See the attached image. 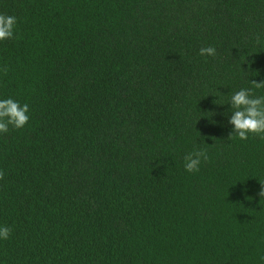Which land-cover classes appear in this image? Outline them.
Here are the masks:
<instances>
[{"label":"trees","instance_id":"1","mask_svg":"<svg viewBox=\"0 0 264 264\" xmlns=\"http://www.w3.org/2000/svg\"><path fill=\"white\" fill-rule=\"evenodd\" d=\"M0 14L17 18L0 99L30 109L0 133V264H264V139H228L230 96L264 81V0H0ZM197 149L209 159L188 172Z\"/></svg>","mask_w":264,"mask_h":264},{"label":"clouds","instance_id":"2","mask_svg":"<svg viewBox=\"0 0 264 264\" xmlns=\"http://www.w3.org/2000/svg\"><path fill=\"white\" fill-rule=\"evenodd\" d=\"M17 18L14 15L0 14V41L14 38V29ZM257 43L260 37H256ZM200 55H216V49L212 46L202 47ZM5 74L7 68L4 69ZM251 88H242L230 96L231 116L228 123L233 125L232 132L228 139L239 138L247 140L249 134L258 135L264 139V95L255 96L254 89L264 88V81L251 80ZM221 104V103H220ZM29 105H21L13 98L0 99V133H7L9 126L22 128L29 121ZM203 160H208L206 149H197L184 157V167L188 172L199 171ZM4 178V172L0 171V179ZM258 195L264 198V181H261V188ZM11 229L7 226L0 227V239L7 240L10 237ZM264 259V257H262Z\"/></svg>","mask_w":264,"mask_h":264}]
</instances>
